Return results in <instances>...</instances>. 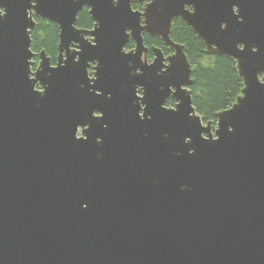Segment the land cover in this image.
I'll return each mask as SVG.
<instances>
[{
	"label": "water",
	"instance_id": "water-1",
	"mask_svg": "<svg viewBox=\"0 0 264 264\" xmlns=\"http://www.w3.org/2000/svg\"><path fill=\"white\" fill-rule=\"evenodd\" d=\"M132 2L0 0V264H264V0ZM176 19L242 80L213 121Z\"/></svg>",
	"mask_w": 264,
	"mask_h": 264
},
{
	"label": "trees",
	"instance_id": "trees-1",
	"mask_svg": "<svg viewBox=\"0 0 264 264\" xmlns=\"http://www.w3.org/2000/svg\"><path fill=\"white\" fill-rule=\"evenodd\" d=\"M36 27L31 34V51H44L53 61L57 54L58 29L53 23L35 18ZM92 25L87 10L77 16L76 26L88 29ZM170 39L183 47V52L191 66L192 105L203 122L213 121L214 114L230 107L243 87L238 77L235 63L230 58L206 53L203 42L180 19L172 22ZM147 47H163L157 38L143 34ZM133 46L130 41L126 49Z\"/></svg>",
	"mask_w": 264,
	"mask_h": 264
},
{
	"label": "flooded vegetation",
	"instance_id": "flooded-vegetation-1",
	"mask_svg": "<svg viewBox=\"0 0 264 264\" xmlns=\"http://www.w3.org/2000/svg\"><path fill=\"white\" fill-rule=\"evenodd\" d=\"M151 0H144V3H138V2H132L131 3V7H132V9L134 10V11H141L142 9H143V7L148 3V2H150ZM85 10H87L86 8H84ZM83 9V10H84ZM87 14H88V10H87ZM174 21V20H173ZM172 21V22H173ZM92 22V21H91ZM171 25H172V23H171ZM93 28V22H92V25H91V27L90 28H88L87 30H90V29H92ZM82 29H85V28H82ZM160 40V39H159ZM161 41V40H160ZM132 42V41H131ZM144 43V42H143ZM162 43V42H161ZM132 44H133V42H132ZM162 45H163V43H162ZM133 46H134V44H133ZM133 46H132V48H133ZM144 46L146 47V53L143 55V57H142V59H144V61H146V63H150L153 59H154V54H153V52H152V49L153 48H156V47H147L145 44H144ZM131 48V49H132ZM156 49H159L160 50V52L162 53V55H163V57L164 58H167V57H169V56H171L172 55V53L170 52V50H169V48H167V47H165L164 45H163V47H161V48H156ZM130 50V49H129ZM34 53V52H33ZM35 54H38V53H35ZM56 56H57V54H56ZM49 57V56H48ZM50 58V57H49ZM33 61H34V63H35V65L37 64V62H38V57L36 56V57H34V59H33ZM50 62H51V65H55V63H56V57H55V60L53 61L51 58H50ZM91 68L88 70V72H89V74H91ZM174 104H175V102H174V100L173 99H171V98H169L167 101H166V103H165V107H173L174 106Z\"/></svg>",
	"mask_w": 264,
	"mask_h": 264
},
{
	"label": "snow or ice",
	"instance_id": "snow-or-ice-1",
	"mask_svg": "<svg viewBox=\"0 0 264 264\" xmlns=\"http://www.w3.org/2000/svg\"><path fill=\"white\" fill-rule=\"evenodd\" d=\"M2 12H3V10H2V9H0V14H2Z\"/></svg>",
	"mask_w": 264,
	"mask_h": 264
}]
</instances>
